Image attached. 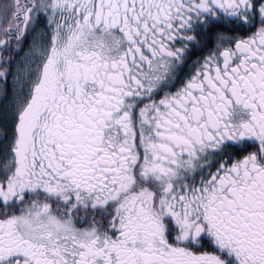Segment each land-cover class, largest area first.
Here are the masks:
<instances>
[{
  "label": "snow or ice",
  "instance_id": "1",
  "mask_svg": "<svg viewBox=\"0 0 264 264\" xmlns=\"http://www.w3.org/2000/svg\"><path fill=\"white\" fill-rule=\"evenodd\" d=\"M0 264H264V0H0Z\"/></svg>",
  "mask_w": 264,
  "mask_h": 264
}]
</instances>
